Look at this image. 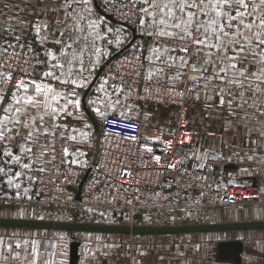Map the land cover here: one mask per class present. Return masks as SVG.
<instances>
[{"label":"crops","instance_id":"0c3cea01","mask_svg":"<svg viewBox=\"0 0 264 264\" xmlns=\"http://www.w3.org/2000/svg\"><path fill=\"white\" fill-rule=\"evenodd\" d=\"M96 1L99 5L101 0ZM58 5L60 0H0V33L5 27L15 30L16 33L21 31L22 27L18 21L28 23L34 14L40 15L43 20L50 21V27L55 29L56 20L64 19L62 12L57 14L53 10ZM85 7L91 9L90 12L81 13L86 16L82 22L86 31L76 35L81 37L79 47L83 49L82 60L85 69L83 76L88 81L87 86L73 89L71 86L56 85L65 92L78 93L75 98L80 101L79 110L71 107L69 110L73 109L76 115H86L95 120L100 115H97L93 109L98 108L103 114L112 113L138 119L147 127L155 126L165 130L174 128L180 116L176 106L171 104L163 106L161 103L149 102L147 111H150L152 116L144 117L141 113L142 102L137 100L135 103H130L127 88L113 86L108 82L105 84L106 79L102 72L95 79L106 61L131 42L132 33L126 26L111 21L99 13L93 0H89L87 6L79 5L77 11L80 12ZM141 16L143 14L139 12V17ZM88 20L95 21L97 27L88 29ZM150 30L147 25L141 28L138 19L136 32L138 37L123 51L134 49L138 52L143 65V75L149 70L148 62L144 57L148 56V49L154 45L156 39L145 34ZM4 38L0 35L1 41ZM117 40L120 41L119 44ZM45 47L58 52L59 46L49 43ZM36 48L44 59V49L39 45H36ZM96 49H99V52ZM172 55L177 54L172 53ZM249 66L254 65L250 63ZM80 67L78 59L74 65V72H77V75L73 78H80L78 74ZM43 70V66L36 69L37 79ZM165 71L175 73L176 69L165 68ZM159 82L168 85L173 83L163 74L160 75ZM101 85L104 87L101 88ZM117 88L120 89L119 92L114 90ZM211 94L210 91L208 95ZM199 97L197 99L195 94L191 95L190 105L184 115L188 126L196 129L198 135L189 145L190 147L188 146V157L183 162L193 169H207L216 186L221 189L246 183L257 186L260 194L257 202L252 205L233 204L216 207L202 212L201 222L192 223L264 221V132L261 131L264 129V116H259L260 109L264 108V95L249 99L247 106L239 112V118L229 113L227 105L223 108H208L203 91H200ZM117 100L118 103H116ZM236 103L239 104L240 101ZM110 104L112 106H109ZM49 122L51 124V121ZM56 123L58 127L52 130L55 133L70 131L81 135L83 132L76 125L60 120V117L57 118ZM19 143L17 138V148L14 151L18 155L20 154ZM18 171L23 175L17 179L14 173ZM28 172L29 170L13 166L7 175L0 174V179L13 190L14 186L7 183L8 176H13L14 184L21 185ZM16 205L18 204L0 205V217L27 219L18 216L17 211L12 208H5ZM0 230V264H33L34 260L35 264H72L71 255L75 243H77L75 264H264V229L181 234L186 238L175 241L163 239L162 236L170 238L180 235L113 234L117 237L128 236L127 244L122 246L120 253H113L111 247L108 249L107 245L102 252H98V247L93 248L97 244L92 242L88 249L91 253L88 254L86 251H80L82 246L80 240L73 236L65 247L64 236L59 233H68V231H58V234L52 236L47 230L15 227H0ZM90 235L100 236L101 233ZM51 237L54 241H51ZM61 237L63 239H60ZM155 237L162 239H150ZM88 240L102 243L98 241V237H88ZM33 242L36 245L35 255ZM17 244L20 245L19 248L16 247ZM53 245L55 247L52 248Z\"/></svg>","mask_w":264,"mask_h":264},{"label":"snow or ice","instance_id":"6c2138e0","mask_svg":"<svg viewBox=\"0 0 264 264\" xmlns=\"http://www.w3.org/2000/svg\"><path fill=\"white\" fill-rule=\"evenodd\" d=\"M88 4L89 0H60V5L53 10L57 14L62 12L64 19L56 20L55 29L48 20H38L35 26L18 21L24 30L20 34L7 27L0 33L5 37L0 41V165L7 166H0V174L7 175L13 166L31 170L34 163L41 164L38 171L44 172L43 164L54 162L55 157L52 161L47 159L51 145L40 143V137L55 138L52 130L58 127L57 118L73 115L70 107L80 108L76 91L65 92L56 85L73 89L87 86L88 81L83 76V49L79 47L81 37L76 34L86 31L82 23L86 16L81 13L91 11L85 7L78 12L77 7ZM132 4L143 14L139 17L141 28L147 25L151 29L145 34L156 38L148 49V56L144 57L149 65L145 81L156 78L159 82L163 74L173 82L170 87L175 88V82H183L184 70H188L190 74L186 79L190 93L199 99L203 91L208 106L223 108L227 105L229 113L237 118L249 99L264 95V0H132ZM95 27L96 22L88 20L87 28ZM28 29H32L31 36L25 35ZM33 41L44 49V59H40ZM49 43L59 46L58 52L46 48ZM78 59L80 78L75 79L74 65ZM250 63L254 66L250 67ZM37 66L44 69L39 79L36 78ZM165 68L176 71L166 72ZM210 91L212 94L208 95ZM93 111L103 116L98 108ZM259 116H264V108L260 109ZM17 138L19 155L14 151ZM126 139L135 141L137 138ZM64 154L68 155L67 149ZM155 160L159 162L160 157L156 156ZM168 167L175 169L176 164L170 163ZM22 175L20 171L14 173L17 179ZM7 183L20 188V184H14L12 175L8 176ZM27 191L25 189V193Z\"/></svg>","mask_w":264,"mask_h":264},{"label":"built area","instance_id":"2783aa9c","mask_svg":"<svg viewBox=\"0 0 264 264\" xmlns=\"http://www.w3.org/2000/svg\"><path fill=\"white\" fill-rule=\"evenodd\" d=\"M99 8L116 21L138 31L139 12L130 0H103ZM38 20L43 18L34 14L28 23L35 26ZM32 34V29L25 32L26 36ZM142 68L138 52L129 49L105 64L102 73L110 85L127 88L130 103L142 102L144 117L152 116L147 111L149 102L176 106L180 116L174 128L147 127L138 119L105 113L95 119L96 132L89 117L76 115L70 109L73 115H61L60 120L76 125L87 135L60 131L55 138L50 135L46 140L41 136L40 143L51 145L47 159L52 161L55 157L54 162L43 164L44 172L38 171L41 164L34 163L19 189H9L0 179V205L26 204L62 210L73 208L89 215L109 213L115 219L132 225L145 214L211 210L233 204L256 203L259 196L257 186L236 184L221 189L207 169H193L180 159L182 149L191 145L198 135V131L190 128L184 118L192 95L186 79L189 71L184 70L185 80L178 81L172 88L156 80L145 81ZM85 124L88 126L85 127ZM131 136L137 139H126ZM149 148L152 151H148ZM156 156L160 157L159 162L155 160ZM73 160L77 163L73 164ZM170 163L176 164V168H169Z\"/></svg>","mask_w":264,"mask_h":264},{"label":"water","instance_id":"95a60500","mask_svg":"<svg viewBox=\"0 0 264 264\" xmlns=\"http://www.w3.org/2000/svg\"><path fill=\"white\" fill-rule=\"evenodd\" d=\"M96 9L103 16L111 21L119 22L113 19L110 15L103 13L96 0H93ZM126 26L132 33V40L123 49L118 51L115 55L110 57L105 64L110 62L118 54L127 49L131 43L138 37L134 27L125 23L119 22ZM103 67L100 68L97 77L101 74ZM88 92V91H86ZM92 124L95 131H98L96 121L91 117ZM99 134H96V143H98ZM96 154L93 157L95 160ZM85 178V177H84ZM79 189L76 198H79ZM0 227H15V228H29L47 231H68V232H90L101 234H121L132 236L144 235H175V234H189V233H203V232H219V231H236V230H252L264 229V221H243V222H227V223H184V224H167V225H138V224H101V223H84V222H63V221H49L36 219H22V218H6L0 217ZM76 248L77 243L74 244L71 255V262H76Z\"/></svg>","mask_w":264,"mask_h":264},{"label":"rangeland","instance_id":"374dc122","mask_svg":"<svg viewBox=\"0 0 264 264\" xmlns=\"http://www.w3.org/2000/svg\"><path fill=\"white\" fill-rule=\"evenodd\" d=\"M103 0L100 1V3ZM108 15V14H107ZM208 108H213L208 106ZM190 147V146H189ZM188 147H185L182 149L180 159L182 161H185L188 157ZM240 184H246V183H240ZM260 194V191H259ZM2 207V206H1ZM12 208L17 211L18 216L27 218V219H36V220H49V221H63V222H84V223H101V224H110V223H116V224H127L123 222L122 219H115L114 215H111L109 213H101L98 215H89L86 212H83L78 209H52V208H42L35 205H26V204H18L16 206H6L5 208ZM189 210V211H188ZM183 210V212L179 213H151V214H145L143 217L140 218L139 221L134 223L135 225H167V224H184V223H192V222H201L202 217H200L202 212H205L206 210ZM5 213V212H4ZM190 217H193V219ZM1 231V230H0ZM10 231V230H7ZM47 233V232H46ZM48 233L52 236L58 234V231H48ZM72 233V235L70 234ZM68 232V233H59L64 236V240L66 241L65 247H67L70 242L71 236L75 237L76 239L80 240V244L82 245L80 248L81 252H87V254L91 251L90 245L92 242L96 243L97 245L93 248L98 247V252H102L104 250V247H109L108 249L113 250V253H120L122 250V246L127 244L128 236H114L113 234H101L100 236H92L90 232ZM180 236H171L168 238L167 236H162L163 239H169L172 241L180 240L186 238V236H182L181 234H177ZM88 237H98V241L102 242H95L92 240H88ZM53 237H51V241ZM47 240L49 238H46ZM54 239V238H53ZM141 239V238H138ZM150 239H162L159 238H150ZM69 241V242H68ZM91 241V242H90ZM170 241V242H172ZM169 242V243H170ZM88 243V244H87ZM99 243V244H98ZM67 245V246H66ZM53 248V246H52ZM53 251V249H52ZM110 251V250H109Z\"/></svg>","mask_w":264,"mask_h":264}]
</instances>
